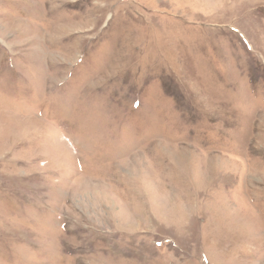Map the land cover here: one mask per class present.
<instances>
[{"label":"rangeland","instance_id":"1","mask_svg":"<svg viewBox=\"0 0 264 264\" xmlns=\"http://www.w3.org/2000/svg\"><path fill=\"white\" fill-rule=\"evenodd\" d=\"M0 264H264V0H0Z\"/></svg>","mask_w":264,"mask_h":264}]
</instances>
